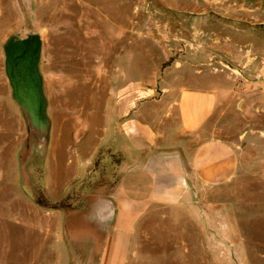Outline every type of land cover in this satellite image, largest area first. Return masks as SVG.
Instances as JSON below:
<instances>
[{"label": "rangeland", "instance_id": "obj_1", "mask_svg": "<svg viewBox=\"0 0 264 264\" xmlns=\"http://www.w3.org/2000/svg\"><path fill=\"white\" fill-rule=\"evenodd\" d=\"M185 20L232 38L238 57L208 60L197 66L204 79L186 80L192 69L175 52L200 43L194 32L183 35ZM15 33H39L43 41L39 67L51 126L42 152L5 75L3 43ZM169 83L227 92L206 128L237 144L238 175L196 194L195 213H149L129 264H264V0H0V264L130 258L124 232L114 230L101 262L96 226L82 233L85 223L74 216L115 181V157L99 147L114 90L132 84L145 90L134 96L158 100Z\"/></svg>", "mask_w": 264, "mask_h": 264}, {"label": "crops", "instance_id": "obj_2", "mask_svg": "<svg viewBox=\"0 0 264 264\" xmlns=\"http://www.w3.org/2000/svg\"><path fill=\"white\" fill-rule=\"evenodd\" d=\"M186 1L193 4L197 0ZM207 1L218 3L223 0ZM197 13L202 16L201 12ZM180 23L183 35L188 38L194 32L200 43L185 49L179 47L175 52L178 53L176 62L192 69L186 80H190V75L202 79V71L197 66L208 60L217 65L224 63L225 58L238 57L232 38L226 40L228 37L224 38L219 29L210 35L201 20L200 25L198 22L189 24L186 20ZM166 36L173 39L171 31H167ZM167 44L169 50L174 51L176 43ZM166 79L177 78L175 74H168ZM181 79L179 74L178 80ZM139 88L125 84L114 90L113 101L104 113L105 125L99 147L104 154L110 152L115 157L112 161L115 181L110 188L105 184L103 192L113 200L115 216L113 226L104 236L100 235L102 241L98 244H103L101 262L114 230L124 232L130 258L128 253L125 257L120 255L121 263L129 264L136 254L133 242L137 228L149 213L158 208H187L194 212L196 194L206 191L207 187L227 185L238 175L237 144L206 128L222 99L230 98L227 92L213 84L210 87L188 84L177 87L169 83L162 99L146 100L134 96L145 92ZM148 90L153 93L155 89ZM87 209L82 211L83 214H87ZM84 223L82 233L87 230L86 226L95 225L90 219Z\"/></svg>", "mask_w": 264, "mask_h": 264}, {"label": "water", "instance_id": "obj_3", "mask_svg": "<svg viewBox=\"0 0 264 264\" xmlns=\"http://www.w3.org/2000/svg\"><path fill=\"white\" fill-rule=\"evenodd\" d=\"M42 48L43 41L39 33L27 36L15 33L3 43L5 75L11 87L12 98L40 152L48 145L51 126L39 67ZM90 206L94 210L87 212V219L95 224L99 235H102L113 226L114 202L108 196H98Z\"/></svg>", "mask_w": 264, "mask_h": 264}, {"label": "flooded vegetation", "instance_id": "obj_4", "mask_svg": "<svg viewBox=\"0 0 264 264\" xmlns=\"http://www.w3.org/2000/svg\"><path fill=\"white\" fill-rule=\"evenodd\" d=\"M90 204V203H89ZM91 205V204H90ZM89 205V209H87V211L88 212H90V211H93L94 209L92 208V206H90ZM75 218L76 217H81L82 218V220H83V222L85 221V220H88L87 218H88V215L87 214H83V212H82V214L81 213H78L76 216H74ZM68 219H72V217L71 218H68ZM91 221V220H90ZM80 223V222H79ZM78 223V224H79ZM79 227L81 226V225H78Z\"/></svg>", "mask_w": 264, "mask_h": 264}]
</instances>
